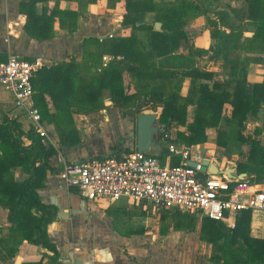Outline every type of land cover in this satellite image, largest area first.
I'll return each mask as SVG.
<instances>
[{"label":"trees","instance_id":"1","mask_svg":"<svg viewBox=\"0 0 264 264\" xmlns=\"http://www.w3.org/2000/svg\"><path fill=\"white\" fill-rule=\"evenodd\" d=\"M42 1L45 0L21 4V12L27 16L25 31L36 41L53 39L57 20L62 30L74 33L79 17L86 16L87 7L96 2L70 0L79 3L76 13L62 10L57 0L52 15L46 16L36 12V5ZM219 1L109 0V8L124 14L122 28L131 34L93 38L94 48L84 52L82 63L72 60L44 68L33 80L35 108L43 122L55 126L62 149L81 144L74 115L96 114L109 101L123 111L160 110L165 132L174 125H187L188 135L179 133L176 140L167 139L166 143L202 145L208 140V130L216 128L218 148L230 158H241L237 172L246 174L250 182L264 181V145L259 139L263 128L244 135L247 122L262 121L264 127V80L249 81L251 67L264 66V0H233L242 1L243 7L214 10V17L208 21L214 45L180 51L188 42L189 20L207 15L209 4ZM249 26L256 29L252 35H248ZM105 55L118 60L100 70ZM201 62H205L203 68L199 67ZM217 70L223 73L224 80L218 78L221 72ZM125 74L131 78L129 86L125 84ZM187 80L190 87L183 96ZM46 96L54 112H50ZM191 107L196 108V114L188 123ZM120 145L113 147L110 156L132 153ZM59 150L43 145L34 129L25 133L16 120L6 116L0 122V207L8 212L11 224L10 239H1L0 247L9 258H14L21 245L29 243L53 253L52 264H61L60 253L48 233L58 209L45 204L38 194L46 187L49 172H61L52 165ZM166 156L167 149L163 148L161 158ZM161 210L163 224L171 219L172 225L161 228L162 236H167L171 228L174 232L192 233L199 225L196 216ZM252 212H240L235 229L208 218L200 222V240L211 246L212 264H264V239L251 236ZM107 213L114 217V230L121 236L131 238L146 233L144 228L131 224L129 220L136 214L127 208L111 207ZM139 215L147 216L146 212Z\"/></svg>","mask_w":264,"mask_h":264},{"label":"crops","instance_id":"2","mask_svg":"<svg viewBox=\"0 0 264 264\" xmlns=\"http://www.w3.org/2000/svg\"><path fill=\"white\" fill-rule=\"evenodd\" d=\"M27 1L0 0V63L6 62L9 56L13 55L26 60L43 58L48 65L46 68L71 62L72 60L80 64L83 62L84 52L87 50L92 51L94 48L91 39H103L110 35H114L113 37L129 36L131 34L130 30L122 28L124 14L121 10L109 8V0H96L95 3L87 7L86 16L79 17L77 30L74 33L62 30L57 20L54 25L53 39L36 41L29 37L25 31L27 16L21 12V4ZM155 1L160 2V0ZM56 4L57 0L42 1L36 5V12L38 15L51 16ZM59 4L62 10L79 12V3L76 1L60 0ZM100 19L105 20L100 21ZM249 28L252 30L249 35H252L256 29L252 26H249ZM124 80L125 84L129 86L131 78L128 74L124 75ZM263 80L264 66H252L249 81L257 83ZM131 92H134V89H131ZM46 98L50 112H54L50 98L48 96ZM33 103H35L34 97ZM105 106L94 115L93 113L74 115L76 126L80 131L81 144L72 149H62L55 126L43 122L49 136L56 143L57 148L60 149L59 154L52 159V165L55 168L62 170V164H60L62 160L78 162V159H80L84 162L100 158V155H102L100 148L116 144V142L110 141L115 136L113 125L117 127L116 131L119 134L124 133L116 140L134 135L137 130L135 119L129 115H124L123 110L113 107L109 101L106 102ZM115 109L118 112H115ZM192 109L190 108V110ZM10 115H15V120L18 121L25 133L33 129L25 115L14 108L13 95L4 89H0V122ZM95 115H98L97 121L99 127L102 128V135L96 138L93 137L91 131L93 129V116ZM257 128H263V133L259 139L264 145L262 121L249 123V135ZM156 142H158V146L147 153L161 158L163 145L158 140ZM26 143L30 144V141ZM201 147L202 145H198L197 149L200 150ZM108 152L106 151L105 157H109L112 153ZM167 160L168 154L163 161ZM173 162L178 163L177 159H174ZM234 169L237 171V165ZM38 194L45 204L54 205L58 209L57 218L49 226L48 233L51 242L57 246L60 253L59 262L61 264H74L73 261L75 260H78L81 264H176L174 261L167 263L163 260L162 253L159 251L161 246H158L155 240L152 245H146L148 247H145L142 236L126 238L115 232L114 217L109 216L107 210L111 207H123L132 211L133 209L131 210V208L125 206L126 203L116 205L106 202L107 205H103V202L94 203L86 200L78 190L69 188L64 183L61 173L52 174L49 172L46 187L39 190ZM101 206L105 207L104 212H101ZM98 211L101 214H98ZM60 212L68 214V217L60 218L58 216ZM10 227L8 212L0 207L1 239L9 241ZM251 236L264 239V210H254L252 212ZM138 237L139 239L135 240ZM182 238L178 235L177 239ZM201 247L211 248L208 243L202 242L199 238L196 248L200 250ZM198 255L200 254L196 250L194 253L190 251V255L186 257V260L189 261L188 264H212L209 261L211 255L204 262H198L200 258ZM51 257H53V253L41 246L29 243L21 245L14 258H9L6 251L0 247V264H52Z\"/></svg>","mask_w":264,"mask_h":264},{"label":"built area","instance_id":"3","mask_svg":"<svg viewBox=\"0 0 264 264\" xmlns=\"http://www.w3.org/2000/svg\"><path fill=\"white\" fill-rule=\"evenodd\" d=\"M115 60L118 59L105 55L100 70ZM47 66L43 58L26 60L11 55L0 63V89L13 95L14 108L25 115L42 144L57 148L33 103V80ZM8 118L16 119L15 115ZM168 144L167 161L137 150L105 160H62L61 177L69 188L77 189L83 198L94 203H145L156 209L222 222L231 229L236 228L240 212L264 210V181L250 182L248 177L240 178L238 172L227 175L229 169L221 166L215 151L203 154L197 146ZM204 161L215 165L218 173H211L210 165L206 172H201ZM190 163L197 167H190Z\"/></svg>","mask_w":264,"mask_h":264},{"label":"rangeland","instance_id":"4","mask_svg":"<svg viewBox=\"0 0 264 264\" xmlns=\"http://www.w3.org/2000/svg\"><path fill=\"white\" fill-rule=\"evenodd\" d=\"M163 0H160V2ZM212 6L209 4L208 8L209 13L205 16L201 17H196V18H191L188 22V26L186 28V31L188 33V42L183 45L180 51L186 50L188 47L192 48H210L211 46L214 45L215 41L211 38L210 36V28L208 21L209 19H212L214 17V14L212 13L214 10L217 9H231V8H236L239 10L240 8L243 7L244 3L242 1H233V0H220L218 3H212ZM105 19H100V21H103ZM248 30V35L252 31L250 30L249 27H246ZM205 66V62H201L199 67L203 68ZM220 70H217L219 72ZM221 72V71H220ZM220 75V76H219ZM218 75V78L220 80H224L225 76L221 72ZM130 84V83H129ZM189 80L185 82L183 85L182 89V95L186 96L189 91ZM106 105V103H105ZM113 105V104H112ZM106 107V106H105ZM114 107V106H113ZM193 108L192 110L189 109L188 111V123H192L196 114V108ZM116 110V109H115ZM115 112H118L116 110ZM140 113L144 114H153L154 110L151 108H142L140 110ZM137 110H126L123 111L124 115H129L130 117H133L136 121V128H137V116L138 114ZM159 119L156 122V125L161 128L159 134L155 137V140H158L161 142L163 145V148H166L169 144L166 143L167 139L170 140H176L179 133H188V128L187 125L181 126V125H174L169 131L165 132L164 131V126L161 125L160 123V113L161 111H157ZM94 115V114H93ZM98 115L93 116V129L91 130L93 132V137L101 136L102 135V128L99 127V122L97 121ZM187 123V124H188ZM117 127L113 125V132H114V139H110L112 142H116L114 146L106 145L102 148L100 157H105L106 151H109L108 153L113 151V147L120 145L124 149H129L130 151H134L137 149V130L132 135L131 137H122L121 139L116 140L117 137L123 134H119L116 131ZM116 132V134H115ZM121 133V132H120ZM217 129H209L208 130V140L206 143L202 144L201 151L203 154H206V152L209 151H215V158L221 163V166L227 169H234L236 168V165H239L241 161V158L238 157L237 155H234L232 158L228 157V153L226 151H221L218 146H217ZM244 135L249 136V122L245 124V129H244ZM165 146V147H164ZM244 152H248V148H244ZM83 162L80 159H78V162ZM62 164V163H60ZM237 172V171H236ZM131 208V212L136 214L134 217H132L129 221L134 227L137 228H144L145 234L142 236L143 238V245L145 247H148L146 245H152V243L155 242L158 244V246H161V249H159L161 256L163 257V260H165L167 263L168 262H176V264H188L189 261L186 260V257L190 255V251L193 253L195 250L200 254L198 262H204L205 260L208 259V256L211 255L212 249H206L205 247H201L202 249L197 250L196 246L199 243V238H200V222H202L201 219L198 218L199 225L196 229L195 232L189 233V232H174L173 229H170V232L167 236H162L161 235V228L164 226H170L171 225V219L165 222L163 224L162 222V210L161 209H156L154 206L150 204H145V203H134V202H119L116 205H123ZM103 205H107L105 201L102 203ZM98 206V205H97ZM99 207V206H98ZM102 209L101 212H104L103 209H105L104 206L100 207ZM100 209V210H101ZM146 212L147 216H140V213ZM98 214H101L98 211ZM110 216V214H108ZM182 233V234H180ZM178 235L183 237L182 239H177ZM141 238V237H140ZM138 238H135V240H138ZM179 240V241H178ZM150 242V243H149ZM149 243V244H148ZM195 259V258H194Z\"/></svg>","mask_w":264,"mask_h":264},{"label":"water","instance_id":"5","mask_svg":"<svg viewBox=\"0 0 264 264\" xmlns=\"http://www.w3.org/2000/svg\"><path fill=\"white\" fill-rule=\"evenodd\" d=\"M160 28V25H157ZM159 119L157 111H154L153 114H144L140 113L137 116V151L139 152H150L154 147L158 146L155 137L159 134L161 128L156 125L157 120ZM210 165L208 161H204L201 172L207 171V166ZM190 167H197L196 163H190ZM209 171L213 174L218 173V168L215 165H210ZM236 172L235 169L227 170V175L232 176ZM240 178H246V174H241ZM58 216L68 217V214L59 213ZM72 262V261H70ZM74 264H81L78 260L73 261Z\"/></svg>","mask_w":264,"mask_h":264}]
</instances>
